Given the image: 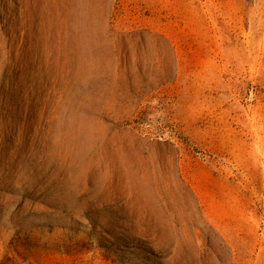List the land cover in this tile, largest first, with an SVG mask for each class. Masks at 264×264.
<instances>
[{
    "label": "rangeland",
    "instance_id": "374dc122",
    "mask_svg": "<svg viewBox=\"0 0 264 264\" xmlns=\"http://www.w3.org/2000/svg\"><path fill=\"white\" fill-rule=\"evenodd\" d=\"M0 264H264V0H0Z\"/></svg>",
    "mask_w": 264,
    "mask_h": 264
}]
</instances>
